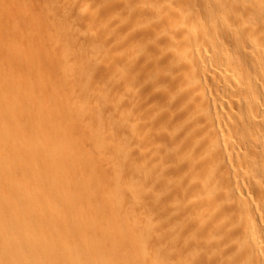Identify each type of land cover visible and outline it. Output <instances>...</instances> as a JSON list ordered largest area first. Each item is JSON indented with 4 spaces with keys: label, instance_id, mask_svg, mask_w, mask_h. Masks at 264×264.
Returning <instances> with one entry per match:
<instances>
[{
    "label": "bare ground",
    "instance_id": "6f19581e",
    "mask_svg": "<svg viewBox=\"0 0 264 264\" xmlns=\"http://www.w3.org/2000/svg\"><path fill=\"white\" fill-rule=\"evenodd\" d=\"M71 4L0 0V264H148L147 238L164 264H264V0H80L117 56L145 234L81 151L71 105L95 57L60 40Z\"/></svg>",
    "mask_w": 264,
    "mask_h": 264
},
{
    "label": "rangeland",
    "instance_id": "374dc122",
    "mask_svg": "<svg viewBox=\"0 0 264 264\" xmlns=\"http://www.w3.org/2000/svg\"><path fill=\"white\" fill-rule=\"evenodd\" d=\"M81 1H83V0H81ZM95 1L96 2L93 3L92 0H89V2H91V4H92L93 8L99 9V5L96 4L97 0H95ZM69 2H70V4L73 3V4H71L72 5L71 7L75 9V12L70 13V11L67 10L68 13L64 14L65 20H63V22H61L60 26H62L66 30L67 36L66 37H60V40L67 42V41H71L70 39H72L74 43L76 41L75 49H77V48L82 49L81 53L84 52V53H82L84 60H85V58L87 60L90 59V57H92V55H93V57H95V58L92 57L93 58V61H92L93 65H92V68H90V70H89L86 81L84 83L85 85L84 86L82 85L79 87V89H76L75 100H73V102H72L73 105H71V108L73 109L74 104H76L75 106H77V107L74 106L75 107L74 110H78V111L73 110V112H74L73 115H76L73 122H76V126L74 125L75 129H77V126L78 127L80 126L79 129H80L81 133H80V131H78L79 129L76 132L78 135H80V134H81V136L84 135L86 140H87V141L85 140L87 142L86 147L81 148V151L84 152V150L87 148L85 151L87 153V155L89 154V156H92L94 154V155H96V157L95 156H92V157H95L97 159H102L105 163H110V166H111L110 177H109V179L107 178L108 180L105 179V181H111L113 179L111 174L116 176V178L115 177L114 178L117 182L119 181L118 184L120 186V192H119L120 194L119 193L117 194V198L119 197L120 199L116 198V200H119V201H117V204L122 202L120 204L122 206L123 205L124 206L121 207V205H120V207L122 210H124V212H125L126 208L127 209L130 208L128 211L129 213H126L127 212V210H126L125 216H127L126 214H128V219L127 218L126 219L129 220L128 222L132 223V224L130 223V228L131 229L134 228L135 232H136V230H135L136 229L135 228L136 222L140 221L143 217H144L143 218L144 220L141 221V224H142V222L144 223V221L147 220L145 222V224H143L145 226L141 225V226H143L141 228L144 229L143 233H141V234H145L146 231L148 229H150V227H151V218H150L151 217L150 216L151 215V208L149 206L152 205V201H153V199H152L153 198V196H152L153 192L152 191L153 190H152L151 182L150 181H144L145 187L149 191H146V193H144V195L138 192V187L135 183L136 177H137V175H136V151L134 149L130 150L124 146L125 143H124L123 138L121 137L120 130L118 127V119L121 117L122 111H121L120 106H119L120 105L119 96H120L121 88H120V85L118 83V79H117L116 74H115L116 73L115 66H117L116 65L117 63H115V62H117V60H116L117 56H115L114 55L115 53H113L112 54L113 58L111 57V59L113 61L109 60L110 58L108 59V61H106L107 59L105 58V56L102 55V52H103L102 49L104 48V44H105V40H104L105 38L103 39V36H105V32L103 31V29H101L99 27H96V29L97 28L98 29L94 30L92 27H95V26H92L90 23L86 22L87 21L86 16H88L87 14L91 13L90 10L89 11H82L81 10V11L76 12V8L80 7V0H75V1L69 0ZM107 15H109V14H106V16ZM106 16H104V18L106 19V20L104 19L105 20L104 22H105L106 27H107V25L108 24L110 25L111 22L109 21V17L107 16L108 17L107 18ZM109 16H114V15L111 14ZM115 17H113V18L115 19ZM108 21L110 23L107 24ZM64 22H65V24H64ZM88 22H89V20H88ZM58 27H59V25H58ZM101 30L103 31L104 34L102 33ZM102 34H103V36H102ZM74 38H76V39H74ZM57 39H55V40H57ZM102 39L104 40V42H102ZM78 41L81 42V44ZM101 42H102V44H101ZM101 46H102V48H101ZM112 48H113L112 51L114 52L115 51L114 50L115 44L113 45ZM87 52H89L90 57H89ZM90 52H91V54H90ZM94 52H96V53L94 54ZM99 53H100V55H99ZM92 58H91V60H92ZM104 63H106V64H104ZM102 69H103V71H102ZM108 72H110V74ZM63 94L64 93L62 91L61 96ZM77 97H79V98L81 97V98L79 99ZM80 100H81V103L78 102ZM81 108H82V110H81ZM79 109H80V112H79ZM75 113H77V114H75ZM72 120H73V117H72ZM70 121H71V119H70ZM70 121L68 120L69 123H70ZM82 132H83V134H82ZM66 144H67L66 147H68V148H70V147L72 148V146H74V145H71L70 143L69 144L64 143V146ZM90 145H92V146H90ZM73 149L74 148H72L71 150H73ZM89 152H91V153H89ZM90 168H92V167H89V169ZM134 175H136V177ZM97 181H100V180H97ZM148 184H150L151 186ZM122 196H123V201H122ZM136 198H138V199H136ZM123 208H125V209H123ZM160 208H159L160 216H163L162 214H165V209L162 205L160 206ZM136 209H137V211H136ZM161 210H163V211H161ZM137 212H139V213H137ZM122 216L125 217L124 214ZM135 216H137V217H135ZM140 216H141V219H140ZM122 218L118 217L119 220L117 218H114V221L117 219L115 222H118L116 224V229L118 227L120 220H121L120 221L121 224H125V225L127 224L126 223L127 220H125V218H123V219ZM138 219H140V220H138ZM125 225H123V228H125L124 227ZM127 225L129 226V224H127ZM120 226L122 227V225H120ZM131 226H133V227H131ZM137 228H139V227H137ZM126 229L127 228H125L124 230L126 231ZM140 229H137V232ZM118 230H119V228H118ZM120 231H123V229L119 230L118 233ZM140 232H142V231H139V233H138L139 235H141ZM126 233H127V231H126ZM125 234L121 233L119 235L128 237V234H126V235ZM129 237H130V235H129ZM147 239H148L147 240L148 243H147V245H145L146 248H142V249H144L145 254H147V255H145V257L147 260H149L148 264H150V260L151 259L153 260L154 257H156L154 259L155 262H158L159 264H164L163 260L159 259V257L155 256V254L153 253L154 250L151 246L152 242H150V238H147ZM145 249L152 252V254H151L152 258L149 257L150 253L149 254L146 253L147 251ZM152 263L155 264L154 261H152L151 264ZM202 263H200V264H202Z\"/></svg>",
    "mask_w": 264,
    "mask_h": 264
}]
</instances>
